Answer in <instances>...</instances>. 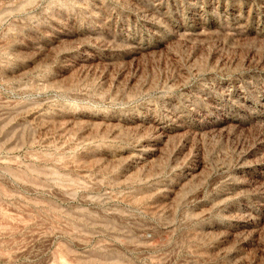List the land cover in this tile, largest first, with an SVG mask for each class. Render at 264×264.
<instances>
[{
  "label": "rangeland",
  "instance_id": "1",
  "mask_svg": "<svg viewBox=\"0 0 264 264\" xmlns=\"http://www.w3.org/2000/svg\"><path fill=\"white\" fill-rule=\"evenodd\" d=\"M0 264H264V0H0Z\"/></svg>",
  "mask_w": 264,
  "mask_h": 264
}]
</instances>
